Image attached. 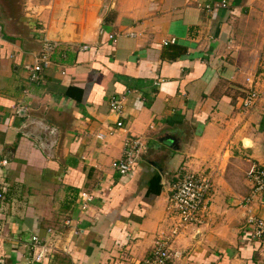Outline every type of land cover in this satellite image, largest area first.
Here are the masks:
<instances>
[{
    "label": "crops",
    "instance_id": "crops-1",
    "mask_svg": "<svg viewBox=\"0 0 264 264\" xmlns=\"http://www.w3.org/2000/svg\"><path fill=\"white\" fill-rule=\"evenodd\" d=\"M220 1L0 0V264H35L30 235L54 243L47 264H136L161 234L169 264H264L247 222L264 224L247 177L264 170V0ZM44 40L51 63L29 82ZM125 139L143 150L120 176L110 163ZM185 173L211 185L201 224L172 236L166 196Z\"/></svg>",
    "mask_w": 264,
    "mask_h": 264
},
{
    "label": "built area",
    "instance_id": "built-area-1",
    "mask_svg": "<svg viewBox=\"0 0 264 264\" xmlns=\"http://www.w3.org/2000/svg\"><path fill=\"white\" fill-rule=\"evenodd\" d=\"M217 8H225L226 1L221 0L215 5ZM109 39L113 40L114 37L109 36ZM174 40H166L162 42L163 46L173 43ZM55 45L47 40H44L39 47V50L34 58L33 64H24L23 70L27 74V80L29 82H35L39 79V75L45 70L51 63V54ZM85 49V46L82 47ZM245 83L250 85V78L245 79ZM257 98V95L249 89L245 97L242 99L241 106L244 110H247L252 102ZM122 97L112 96L108 100L109 110L116 116L120 117L122 112ZM116 128L121 127V122H115ZM97 140H102L103 135L97 134L95 136ZM123 151L122 157L116 161L110 163V169L120 176L128 174L133 164L139 159L141 150L143 148L136 141H129L125 139L122 143ZM247 177L250 180L253 190L255 192L264 191V170L260 166H252L247 173ZM211 181L205 175H198L193 173H185L175 182L169 193L166 196L165 209L174 218V228L170 234L175 236L182 230L200 225L202 222L203 213L205 210L207 194L209 192ZM80 212H85L88 209V204L92 201L91 194L87 192H81L79 194ZM3 196L0 191V202ZM247 199H245V202ZM248 224H253L254 236H264V224L261 220H256L251 216L247 217ZM63 226L69 229V233L72 236H78L80 230L76 227L72 220L66 219L63 221ZM50 229L46 230V233H50ZM2 237V225L0 221V242ZM25 242V248L29 251V262L35 264H45L47 262L52 250L55 249L54 243L51 241H43L35 235H30ZM17 242H21L18 240ZM169 242L168 236L159 235V238L154 243L152 252L142 261L136 264H169L170 255L167 251V244ZM21 245V244H20Z\"/></svg>",
    "mask_w": 264,
    "mask_h": 264
},
{
    "label": "rangeland",
    "instance_id": "rangeland-1",
    "mask_svg": "<svg viewBox=\"0 0 264 264\" xmlns=\"http://www.w3.org/2000/svg\"><path fill=\"white\" fill-rule=\"evenodd\" d=\"M254 11H256V13H254V14L258 15L259 17H260V14H261L260 18L259 17H254V18H259L260 20L258 19V23L263 25V27H261L260 30L263 31L262 32V34H263L262 38L263 39H261V41H262V46H264V5H260L259 4L258 6L255 7ZM255 57H257V59H259L258 61L260 62L261 60H264V53L263 52H259V53L255 54ZM262 62H264V61H262ZM4 264H6V263H4ZM45 264H47V262H45Z\"/></svg>",
    "mask_w": 264,
    "mask_h": 264
},
{
    "label": "water",
    "instance_id": "water-1",
    "mask_svg": "<svg viewBox=\"0 0 264 264\" xmlns=\"http://www.w3.org/2000/svg\"><path fill=\"white\" fill-rule=\"evenodd\" d=\"M1 13H2V7L0 6V17H1V15H2Z\"/></svg>",
    "mask_w": 264,
    "mask_h": 264
}]
</instances>
